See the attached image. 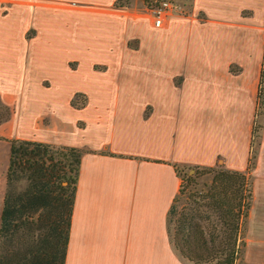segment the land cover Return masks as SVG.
Returning a JSON list of instances; mask_svg holds the SVG:
<instances>
[{
	"label": "crops",
	"instance_id": "crops-1",
	"mask_svg": "<svg viewBox=\"0 0 264 264\" xmlns=\"http://www.w3.org/2000/svg\"><path fill=\"white\" fill-rule=\"evenodd\" d=\"M114 1L0 0V220L9 139L76 146L64 264H199L169 237L173 164L248 169L264 0H189L161 26ZM259 138L240 264H264V113Z\"/></svg>",
	"mask_w": 264,
	"mask_h": 264
},
{
	"label": "trees",
	"instance_id": "trees-1",
	"mask_svg": "<svg viewBox=\"0 0 264 264\" xmlns=\"http://www.w3.org/2000/svg\"><path fill=\"white\" fill-rule=\"evenodd\" d=\"M117 0L114 4L117 5ZM5 114L9 108L1 104ZM264 113V70L258 108ZM261 124L253 136L260 137ZM0 220V264H64L83 148L12 138ZM246 171L174 163L180 186L167 212L170 240L186 260L238 264L253 201V148ZM186 166L183 175L179 168ZM192 169V171H189ZM23 181L21 187L18 182Z\"/></svg>",
	"mask_w": 264,
	"mask_h": 264
},
{
	"label": "rangeland",
	"instance_id": "rangeland-1",
	"mask_svg": "<svg viewBox=\"0 0 264 264\" xmlns=\"http://www.w3.org/2000/svg\"><path fill=\"white\" fill-rule=\"evenodd\" d=\"M153 1H158V0H117L116 2H118L117 6H132L133 8L138 9L139 11H144L147 14H149L147 8H149L151 6V4L153 3ZM175 1L178 5V11H187L189 9V0H173ZM245 12L251 13L252 11L247 9L245 10ZM151 13V12H150ZM98 68H102L101 65H95ZM262 70H264V59H263V65H262ZM75 104H82L85 102V98L82 94H78L75 96L74 99ZM261 111V107H257V112H256V120H255V124H261V118H262V114H260ZM5 114V110L2 108L1 104H0V116ZM261 126V125H260ZM259 132L261 133V128L259 130ZM254 139V144H253V148L257 150V146H258V142H259V137L258 136H253ZM187 167L186 166H181L179 168V174L183 175V173L186 171ZM189 171H192V169H190ZM23 184V181H19L18 182V186L21 187ZM248 224V223H247ZM242 261V259L239 261L238 264H240Z\"/></svg>",
	"mask_w": 264,
	"mask_h": 264
},
{
	"label": "built area",
	"instance_id": "built-area-1",
	"mask_svg": "<svg viewBox=\"0 0 264 264\" xmlns=\"http://www.w3.org/2000/svg\"><path fill=\"white\" fill-rule=\"evenodd\" d=\"M179 5L173 0H158L153 1L149 7L153 16V23L155 26H161L166 17L173 12L178 11Z\"/></svg>",
	"mask_w": 264,
	"mask_h": 264
}]
</instances>
